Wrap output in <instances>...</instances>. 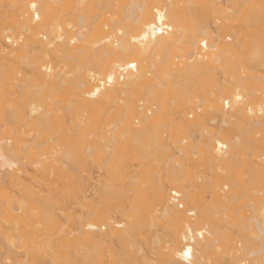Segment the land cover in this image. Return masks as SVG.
<instances>
[{
    "label": "bare ground",
    "instance_id": "obj_1",
    "mask_svg": "<svg viewBox=\"0 0 264 264\" xmlns=\"http://www.w3.org/2000/svg\"><path fill=\"white\" fill-rule=\"evenodd\" d=\"M19 1L22 4L19 5ZM19 1L15 5L10 0H6V4L0 0V8L13 6L14 16L21 18L12 25L11 33L0 31V121L5 126L15 125L12 140L0 133V192L3 190L9 195L6 209L3 208L0 214L9 220L20 214L21 208L12 197L23 182L22 169L28 166L24 160L32 150L37 149L35 154L41 156V160L31 164L36 170L39 167L37 171H45L44 175L57 173V170L60 173L63 169L65 172V168L57 164L59 158L49 156L44 159V150H41L51 146L49 130L52 126L49 123H53L55 116L50 97L53 86L57 87L59 83L67 96L72 94L74 98L66 99L65 116H68L69 124H74L72 132L80 137L78 148L65 144L68 148L63 152L64 159H70L73 152L75 155L78 152L82 163L92 166L100 157L99 153L101 157L107 153L104 162L108 163L114 147L125 146L136 154H144L145 160L148 149H159L164 161H160L164 168L162 165L163 169H159H165V173L157 177L158 181L147 177L143 181L147 183L145 186L133 182L132 179L137 178L135 173L131 174L132 181L127 187H101L100 182L95 181L88 195L85 191L77 199L74 204L77 209L72 207L78 217L71 211L65 214V209H59L60 213L56 214L57 208L54 211L53 206L55 202L59 203L52 196L45 198L40 213L48 226L57 220L59 224L72 221L75 216L81 221H77L78 227L73 230L79 234L75 240L83 237L86 248H91L86 252L85 261L125 264V258L135 260L131 253L135 256L134 253L142 248L132 244L130 247L135 248V252L130 249L129 244L134 243L131 232L148 233L149 246L160 247L164 242L161 241L168 239V232L161 238V233L156 231L158 226L162 227L159 225L162 221V231L170 228L176 234L174 238L169 237L173 241L169 240L165 249L169 253L165 258L170 264H208L211 254L214 258L220 254L218 244L224 239L222 228H235L236 233L235 246L231 250L234 252L228 251L233 255L230 258L226 252L229 259L223 258L225 264H264V100L260 98L262 95L256 96L257 89L264 85L255 81L258 85L253 86L254 82L250 80H254L256 74L244 72L264 68V0H186V10L180 6L181 0ZM179 2V10L183 8V12L178 11ZM61 4H65V15L71 13L74 16L69 15L73 17L68 20L70 22L63 20L59 24L51 16L52 11L60 10ZM191 4L216 10L209 15L191 14L187 26L181 13L188 12ZM96 8L101 9V13H94ZM73 21L75 23H71ZM225 27L234 37L232 43L227 42L229 37L223 36ZM241 29L246 32L240 33ZM24 58L27 61L23 62V67H27L28 74L21 71L28 77L22 76L19 81L15 76L19 71L10 67L17 66L19 61L22 64ZM56 58L65 63L73 62L70 71L55 69L52 65L55 62L50 60ZM72 70L76 74L70 77ZM3 86L10 88V94H17L22 102L12 97L14 100H11L17 103L10 105L1 93ZM170 108L176 109L183 121L181 126L163 121ZM186 110L195 113V117L192 119L193 115L186 114ZM135 121L140 124L137 126ZM212 125L216 127L213 130ZM23 127L31 128L26 133L28 136L33 132L31 138L21 137L25 134ZM99 129L98 133L104 139L99 148L103 151L94 140L95 135H99L95 131ZM7 130L4 133L7 134ZM175 131L184 136L178 137ZM195 135L198 138L187 143L189 138L194 140ZM105 139L110 141L105 143ZM109 142L112 144H107ZM197 153L202 154L201 157ZM196 157L201 159L200 165ZM50 158L52 161L46 162ZM189 166L192 167L189 169ZM55 168L57 170H53ZM155 174L156 177L159 172L155 171ZM198 190L209 195L208 200L213 204H199L198 195L202 193ZM93 196L106 203L105 209L94 212L88 208V200ZM122 199L133 202L130 205L132 211V207L128 210L127 206L122 210L113 209L115 206L111 203ZM99 205L100 202H96V206ZM117 214L131 224L123 223L121 219L116 222L114 215ZM7 236L3 239L6 249L0 251V264H15L18 256L27 254V245L22 241L15 243L19 238L10 237L11 234ZM110 243L127 245L124 248L117 245L115 251L113 245L107 249ZM0 245L4 246L2 242ZM120 248L130 250L119 251ZM20 249L21 252L16 251ZM98 252L99 259L95 260ZM11 255H17L16 259Z\"/></svg>",
    "mask_w": 264,
    "mask_h": 264
},
{
    "label": "rangeland",
    "instance_id": "obj_2",
    "mask_svg": "<svg viewBox=\"0 0 264 264\" xmlns=\"http://www.w3.org/2000/svg\"><path fill=\"white\" fill-rule=\"evenodd\" d=\"M11 2H15L14 4L16 5L18 2L17 1H19V0H10ZM6 2V0H4V3ZM9 1H7V3H8ZM182 2V3H181ZM181 2H179L178 3V11L180 12L181 10H183V8L181 9V7H183L184 5H185V3H188V1H186V0H181ZM182 5H181V4ZM6 4V3H5ZM9 4V3H8ZM20 4H22V3H20V1H19V5ZM179 4H180V9L181 10H179ZM10 5H12L11 3H10ZM62 5H63V8H62ZM65 4H61L58 8H60V10L59 9H57V10H54L55 12H53L52 11V13H50L51 14V16H52V18L54 17L55 19H56V22H58L59 24H62V22L61 21H63V20H65V22H70V21H68V20H73V15L70 13V14H68V16L69 15H72V16H67V15H65L66 13H64V6ZM68 5H70V4H68ZM4 6V5H3ZM8 6V7H7ZM6 7L4 6V7H2V8H0V31L2 30H4V31H8V32H10L11 33V31H12V25L13 24H15V22L17 21V20H19V19H21V18H19L18 19V16H14V15H16V13H15V11H13V6H11V7H9V5H7ZM94 6V5H93ZM96 6V5H95ZM15 7V6H14ZM70 7V6H69ZM12 8V9H11ZM98 8H100V7H98ZM98 8H96L97 10L95 11V9H94V13H97V14H99V13H101V9L100 10H98ZM115 8H117V7H115ZM114 8V9H115ZM209 8L210 7H201V6H197L196 4H191L190 6H188V9L187 10H189L188 12H186L185 10V6H184V13H181L182 15L184 14L185 15V17H184V15H183V18H184V20L185 21H183V23H185L187 26L189 25V17L191 16V14H200V15H202V14H208L209 12L210 13H212V12H214L216 9H214V10H212V8H210V10L211 11H209ZM61 10H63V13L61 12ZM13 11V12H12ZM57 11V12H56ZM68 10H66V12H67ZM61 12V13H60ZM181 12H183V11H181ZM186 12V13H185ZM190 12V13H189ZM14 13V14H13ZM187 14V15H186ZM63 15H64V17H63ZM181 15V16H182ZM209 15V14H208ZM72 17V18H71ZM107 17V16H106ZM63 18V19H62ZM15 19V20H14ZM75 19V18H74ZM76 21V20H75ZM75 21H73V22H71V23H75ZM24 21L22 20V23H23ZM61 22V23H60ZM64 22V23H65ZM184 24V25H185ZM185 25V26H186ZM75 29H76V27H75ZM74 29V30H75ZM223 30H224V33H223V36L224 37H229L230 38V41H228L227 40V42L228 43H232L233 41H234V37H233V35H231V34H229L228 32H227V28L225 27V28H223ZM1 31V32H2ZM72 31H73V29H72ZM245 33L246 31H244V30H242L241 29V31H240V33ZM264 34V33H263ZM14 37L16 36V35H13ZM264 36V35H263ZM263 38V37H262ZM261 38V39H262ZM263 40H264V38H263ZM7 45H9V43H7ZM11 45V44H10ZM12 46V45H11ZM33 55V54H32ZM35 56H37V53L35 54ZM57 59L58 58H56L55 59V61L53 60V59H51L50 61L52 62H55L54 64L52 63V65H54V66H56V68L55 69H57V70H66V71H70V69L72 68L71 67V65L73 64V62H64L62 59L60 60V58L58 59V61H57ZM4 60V59H3ZM21 60V59H20ZM18 61H19V59H18ZM17 61V62H18ZM24 61H27L25 58L24 59H22L21 60V62H22V64L20 63V61L18 62L19 64L15 67V66H13L15 63H16V61H15V63L14 62H12V63H14L13 65H11V66H13V68L12 67H10V69H13L15 72H18V73H16L15 74V76H16V79L18 78H20V79H23L22 78V76L23 77H28V76H25L26 74H24V73H27L28 74V69H27V67L26 68H24L23 66H25V65H23V62ZM60 61V62H59ZM57 62V63H56ZM11 63V62H10ZM11 63V64H12ZM60 63V64H59ZM71 63V64H70ZM62 65V66H61ZM69 65V66H68ZM19 66H21V67H19ZM62 68H61V67ZM23 67V69H21ZM20 70H19V69ZM6 69H7V67H6ZM5 69V70H6ZM17 71H16V70ZM24 69L26 70V71H24ZM246 69V68H245ZM262 69H264V68H261V69H258V70H244V72L245 73H247V75L248 74H250V75H254V74H256L255 75V77H254V80L253 79H251L250 81L251 82H254V85L253 86H255V85H258V84H261V83H263V84H261V85H264V82L262 81V82H260V80L261 79H263L264 80V70H262ZM13 70H11V71H13ZM21 70H23V72L21 71ZM13 71V72H14ZM70 73H72V74H69V76L70 77H73L76 73H75V71H71ZM258 75H259V77H258ZM68 76V77H69ZM260 76H261V78H260ZM69 77V78H70ZM263 77V78H262ZM255 78H258V79H255ZM20 79H19V81H20ZM258 82V84H256V82ZM260 82V83H259ZM12 83H14V82H12ZM62 84H60V86H59V83L57 84V87H56V85L55 86H53V94H52V96L50 97V101H52V103L51 104H53V106H52V109H53V116H55L54 117V121H53V123L51 122V123H49L50 124V126H52V127H50L51 129L49 130V132L51 133L50 135H52V138L50 139V145L51 146H49L48 145V148L46 147V146H44L43 147V149H41V150H44L43 152H44V154L42 155L43 157H44V159H45V157H47V158H49V156L51 157V158H53L54 157V159L55 158H59V160H58V163L57 164H60L63 168H65V172H63L64 171V169H63V171L62 172H60L59 173V170H57L56 168L55 169H53V170H57L58 172L57 173H54L53 171V173H54V175H53V173H51L50 175L48 174V173H46V175L48 176H46V175H44L45 174V171H44V173H42L40 170L39 171H37L38 170V168H37V170L35 169L36 167H32L33 165H31L32 163H34V162H36V161H34V160H38V159H40L41 158V156L40 157H38V155H36L35 153H37V149H34V150H32V153H30L29 154V156L27 157V159L26 160H24V161H26V166H27V168L26 167H23V169H22V171H23V174L21 175V176H23V182L19 185V187H18V192L16 193V194H13V197H12V200H16L17 201V203L16 204H18L19 205V207L21 208V210H20V214L18 215V217L16 218V219H14V220H9V219H7L3 214H0V242H2L3 244H4V246L2 247L1 245H0V251H3L4 249H6L5 247H6V243L4 242V237H6L7 235L9 236V234H11V236L10 237H15V238H19V240L18 239H13V240H15V243L16 242H18V241H22L23 243H24V245H27V250H26V255H23V254H21L20 256H18L17 257V255H14V257L16 256L17 257V259H16V257H15V261H17L15 264H85L86 262V264H88V262L90 261L91 263H92V260H86L85 261V258L84 257H86V252L87 251H89L90 249H88V248H86V246H87V243L85 242V241H83L82 240V238L83 237H81V239H79V240H75V239H78V237H76V232H75V230H73V228L74 229H76V227H78V222L80 223L81 221L80 220H77L78 218V213L77 214H75V210H73L75 207V203H76V201H77V199H80V196H82V194H83V192L85 193V191H86V194L85 195H88V191H90L91 190V188L93 187V183H95V181H98V182H100V186L101 187H103L104 185H109V186H126L127 187V184H128V182L129 183H131V181L133 180V182L137 185H140V184H142L143 183V181L144 180H147V177H150L149 179H153V177L154 178H157L159 175H160V177H161V174H164L165 173V169L164 170H162V171H164V172H162L160 169H163L164 168V163L162 164V163H160V161L161 162H164L162 159H163V156L161 157L160 155V153H161V151L159 150V149H155V148H152L150 151H149V149L147 150L148 151V155H147V157H148V159L147 160H145L144 159V154L142 155V154H136V153H134L133 151H130V150H128L127 148L125 149L124 147H122V148H124V149H122L121 148V146H116V149H115V147H114V149L112 150V152H111V160L108 162V163H106V162H104L105 160H106V158H107V153H106V155L105 154H103L105 157H101V153H99V155H100V157L92 164V166H90L89 164H87V163H85V162H83L82 163V161H81V159H80V155H79V153L77 154L76 153V155L74 154L75 152H73V154H72V156L73 157H70V159H64L63 158V152H64V150H65V148H68V147H66V145H72L73 144V146L74 147H76V148H78V144H79V141H80V137L78 138V136L75 134V133H73L72 132V127H73V125L74 124H69L68 122H67V120H68V116H65V113H66V111H65V107H66V99H69V98H71V100H73L72 99V94L70 95V96H67V94H66V92H65V89L63 88V89H61L62 88V86H61ZM260 85V86H261ZM59 86V87H58ZM3 87H5V86H3ZM257 87V86H256ZM256 87H254V88H256ZM6 88H8V87H5L4 89H2L3 90V92L1 91V93H4V94H2L4 97H6V101H8V103L10 104V105H14L15 103H17V102H20L21 100L17 97V94L16 95H13V93L12 94H10L11 92H12V90L10 89V88H8L7 90H6ZM258 88V87H257ZM11 91H10V90ZM5 91V92H4ZM9 92V93H6V92ZM76 91V90H75ZM257 91L258 92H256L257 93V95L256 96H261L262 95V97H260V98H262L263 100H264V86H262V88H259V89H257ZM73 93V92H72ZM75 93V92H74ZM73 93V94H74ZM15 94V93H14ZM12 95V96H11ZM10 96V97H9ZM15 96V97H14ZM12 97L13 98H15L16 100L15 101H17V102H15V101H12V100H14V99H12ZM17 98L20 100H17ZM12 99V100H11ZM10 101V102H9ZM22 102V101H21ZM8 104V105H9ZM9 105V106H10ZM9 106H6V107H9ZM25 109V108H24ZM186 112V114L187 113H189V115H193L192 116V119L195 117V113H193V112H189L188 110H186L185 111ZM166 115H164V117H165V119L163 120V121H166V122H172L171 124L172 125H175V124H178L177 126L179 127V126H181L182 124H183V121H181L180 120V117L176 114V109L175 108H170V109H167V111H166ZM186 117H188V116H186ZM192 119H190V120H192ZM136 123H137V121H135ZM173 122H175V124L173 123ZM182 122V123H181ZM22 124V122L21 123H19V125H21ZM51 124H53V125H51ZM140 124V122H138L136 125L138 126ZM215 124V123H214ZM4 122H2V121H0V133H1V135H3V137L4 138H11V140H12V137L14 136V133H13V130L12 129H14L15 130V127L13 128V126H15V125H13V124H8V125H4ZM12 125V126H11ZM102 125V124H101ZM100 125V126H101ZM216 125V124H215ZM215 125H212V126H210L211 127V129L213 130V129H215L216 127H215ZM9 126V127H8ZM99 126V125H98ZM217 126V125H216ZM6 127V128H5ZM8 127V128H7ZM10 127H12L11 129H10ZM17 127V126H16ZM6 129H9V130H7V134L6 133H4V131L6 132ZM23 129H24V135L23 136H21V137H25V138H31L32 136H30V135H32L31 133H33V132H31V133H29L28 134V136L26 135V133H28L30 130H31V128H25V127H23ZM22 129V130H23ZM10 130H12V131H10ZM28 130V131H27ZM52 130V131H51ZM66 130H68V132L66 131ZM3 131V132H2ZM98 132H100V129L99 130H96L95 131V133L97 134ZM176 133H178V137H182V136H184L183 134L181 135V133L180 132H177V131H175ZM174 132V133H175ZM3 133V134H2ZM175 133V135H176V137H177V134ZM180 133V134H179ZM49 134V133H48ZM99 134V133H98ZM54 135V136H53ZM100 135V134H99ZM96 136L95 135V143L97 142V144H95L96 146H98V148H99V145L101 146V144L103 145L104 143H103V136L102 135H100V136ZM20 137V136H19ZM20 137V138H21ZM94 137V136H93ZM90 138V137H89ZM96 138H97V140H96ZM100 138L102 139L101 141H100ZM193 138V137H192ZM192 138H189L190 140L189 141H187V143L188 142H190L191 140H192V142L193 141H195L198 137H197V135H195L194 136V140L192 139ZM108 139V138H107ZM107 139H105V143L106 142H108V141H110V140H107ZM181 139V138H180ZM51 140H52V142H51ZM66 141H68V142H66ZM99 141H100V143H99ZM51 143H53V144H51ZM67 143V144H66ZM66 144V145H65ZM107 144H109V145H111L110 144V142L109 143H107ZM53 146V147H52ZM49 147L51 148V149H49ZM110 147H113V146H110ZM44 148H46V149H44ZM103 148V147H102ZM121 148V149H120ZM99 149H101V147L99 148ZM199 150V149H198ZM197 150V151H198ZM54 151H59L60 153H58L57 155H55V153H54ZM97 151H98V149H97ZM101 151H103L102 149H101ZM101 151H99V152H101ZM196 151V150H195ZM196 151V152H197ZM53 153V154H52ZM102 153H104V152H102ZM146 153V152H145ZM198 155H199V157H201V155H200V153H197ZM102 155V156H103ZM198 155H196V156H198ZM96 156H98V155H96ZM146 157V158H147ZM199 157H196L198 160L196 161L197 162V164H199V161L201 160ZM50 158V160H46V162H50V161H52V159ZM162 158V159H161ZM43 159V158H42ZM43 159V160H44ZM53 159V160H54ZM27 160L29 161L28 163H27ZM41 160V159H40ZM23 161V162H24ZM32 161V162H31ZM22 162V163H23ZM31 162V163H30ZM149 162V163H148ZM30 163V164H29ZM23 164H25V163H23ZM162 165H163V168H162ZM200 165V164H199ZM54 167H57L58 168V166L57 165H54ZM157 167V168H156ZM192 166H189L188 168L190 169ZM33 168V169H32ZM154 169V171H153V169ZM160 168V169H159ZM200 169L202 168V167H199ZM25 169H26V171H25ZM35 169V170H34ZM30 170V171H29ZM35 172V173H33V171ZM157 170H159V171H157ZM155 171H156V173L158 174V172H159V174L155 177ZM38 172V173H37ZM40 172V173H39ZM56 172V171H55ZM137 172V173H136ZM150 172H152L151 173V175H149V173ZM132 173H135L136 174V177L137 178H135V180L134 179H132V180H130V177H131V174ZM51 175H53V176H51ZM130 175V176H129ZM133 175V174H132ZM138 175V176H137ZM149 175V176H148ZM20 176V177H21ZM54 176H55V178H56V176H57V179H55L54 178ZM89 176V177H88ZM129 176V177H128ZM53 178H54V180H53ZM22 179V178H21ZM162 179V178H161ZM129 180V181H128ZM155 180V179H154ZM156 181H158V178H157V180ZM120 182V183H119ZM126 182V183H125ZM138 182V183H137ZM122 183V184H121ZM115 184V185H114ZM147 184V183H146ZM146 184H144L143 183V185L145 186ZM137 185V186H138ZM128 186H129V184H128ZM135 186V185H134ZM97 189L98 188H96V191H97ZM202 192H203V190L202 189H200ZM200 190H198L199 191V193L201 194L202 192L200 191ZM5 191V190H4ZM204 194H205V196H204ZM202 195H203V197H205L204 199H203V197H202ZM48 196L50 197V196H52L51 198L53 199H56V201L59 203V204H57L56 202L54 203V202H52V203H54L55 204V207L53 206V210L55 211V208H57L56 210L58 211L59 209L61 210V209H65L64 210V212H65V214L66 213H68V214H70V211L71 212H73V214H75V215H77V217L75 216L74 218L75 219H73V220H76V222H74L73 220L71 221L70 219H69V221L68 220H65V223H63V222H61V221H63V219L66 217L65 215H63V212H62V215L64 216L63 217V219H61V223H63V224H59V222H58V220H57V223H53V225H50V226H48L47 224H46V219L41 215V213H40V211H41V207L44 205H42V202L45 200V198H48ZM209 195H207L205 192L204 193H202L200 196L198 195V201H199V204H204V205H212V204H210V202H212L211 200H208L209 199V197H208ZM7 199H9V195L7 194V192H6V194L3 192V190L0 192V208H2V209H0V211L1 210H3V208H5L6 209V201H7ZM53 199V200H54ZM200 199H201V202H200ZM50 200V198L49 199H47V202ZM205 200V201H204ZM124 201H126V200H124V199H122L121 201H118V202H112L111 204H112V206H115L113 209L114 210H116V209H125L126 208V206H127V208H128V210H129V208L130 207H132V208H130L131 210L130 211H132L133 210V206H130V205H132V203L130 204L129 203V201L127 202H124ZM208 201V202H207ZM210 201V202H209ZM96 202H100V205L99 206H96ZM3 203H4V205H3ZM9 203V202H8ZM44 203H46V201H44ZM127 203H129V207H128V205H127ZM206 203V204H205ZM208 203V204H207ZM48 204V203H47ZM53 204V205H54ZM57 204V205H56ZM2 205V206H1ZM73 205V206H72ZM88 208L89 209H94V212H96V211H98V210H101V209H105V207H106V203H102L101 202V200L99 199V198H97L96 196H93V197H91L89 200H88ZM118 205H119V207H118ZM45 206V205H44ZM121 206V207H120ZM70 207V208H69ZM72 207H74V208H72ZM125 207V208H124ZM211 207V206H210ZM68 209V210H67ZM72 209V210H71ZM75 209H77V208H75ZM121 209V210H122ZM62 211V210H61ZM67 211V212H66ZM117 211V210H116ZM4 212V211H3ZM77 212V211H76ZM1 213V212H0ZM60 212L58 211V212H56V214H59ZM130 213V212H129ZM213 213V212H212ZM212 213H210V215L212 216ZM68 214H67V217H68ZM58 216H60V215H58ZM70 216V215H69ZM115 216V218H114V220H116V222H118V221H120V219L122 220V217L120 216V214L118 215H114ZM62 217V216H61ZM60 217V218H61ZM71 217H73V216H71ZM213 217V216H212ZM56 218H59V217H57L56 216ZM70 218V217H69ZM77 218V219H76ZM82 218L83 217H80L79 219H81L82 220ZM131 218V221L133 220V218L132 217H130ZM66 219V218H65ZM214 219V218H213ZM113 220V221H114ZM128 220H129V218H128ZM78 221V222H77ZM84 221V220H83ZM123 223H129V224H131L130 223V221L128 222L127 221V219H125V218H123ZM112 222V221H111ZM77 225H76V224ZM82 223H84V222H82ZM158 223V222H157ZM164 223V222H163ZM162 223V221L160 222L159 221V225L161 224L162 225V227H163V224ZM221 226V225H220ZM162 227L161 226H158L156 229V231H158V233L160 234L159 236L162 238V236H164L165 234H166V232H168V236H167V240L166 239H163L161 242H163L162 244H160V247L159 246H155L154 248L152 247V246H149V245H151L150 244V242H149V240H151L150 239V237L148 238L149 240H148V242H147V238H146V236L148 235V233L146 234V233H144V231H142V232H140V231H138V230H134L133 232H131L132 234H133V236L131 237V240H133L134 241V243H130L129 244V247L133 244L134 246L135 245H140V248H142V250H140L139 252H135V248H133L132 247V249H131V247H130V249L132 250V251H134L135 253V256L133 255V252L131 253V252H129V253H131V254H128V255H131V256H133V257H131V256H129L128 257V259L129 260H131L130 259V257L131 258H135V260H136V262H135V260L133 259V260H131V261H128L126 258H125V264L128 262V264H129V262H131L132 264H152L153 263V261H154V263L153 264H170L168 261H167V259L165 258V257H167V256H169V253H166V251H165V249H166V247H168L169 246V244H170V241H173V239L171 240V238H169V237H172V238H174V237H176V234H175V232H173V230L172 229H170L169 228V231H171V232H169V231H166V230H164V231H162ZM223 229V230H222ZM221 230V233L223 234V236H224V239H222V242H221V240H220V242H219V244L218 245H220L221 247H220V251H218V252H220V254H217L218 255V257H219V255H223V256H221V257H219V259H218V257L216 258H214V254L212 255L211 254V256H209V257H211L210 259L212 260V259H214V261H211L210 259H208L207 260V262H208V264H217V261L219 260V261H221L220 262V264H225L226 263V258H228L229 259V257L231 256L232 257V255H233V253L231 254V253H229L228 251H230V252H234V251H231L232 250V248H233V246H235V241H234V239H235V236H236V233H235V231H234V229L235 228H233V230H232V228L231 229H228V228H226V229H224V228H222ZM226 230V231H225ZM230 230V231H229ZM74 231V232H73ZM105 231H107V230H105ZM103 232V233H106V232ZM232 232V234H231V236L229 237V235H230V233ZM164 232H165V234H164ZM228 232V233H227ZM157 233V232H156ZM172 234V236H171V234ZM67 234V235H66ZM150 234V233H149ZM6 235V236H5ZM79 235V234H78ZM77 235V236H78ZM228 235V236H227ZM7 236V237H8ZM149 236H151V235H149ZM233 236V237H232ZM65 238V240L63 239V238ZM76 237V238H75ZM80 237V236H79ZM148 237V236H147ZM229 237V238H228ZM133 238V239H132ZM146 238V239H145ZM227 241H229L230 240V242H227ZM60 240V241H59ZM170 240V241H169ZM233 240V241H232ZM143 241L145 242V245H144V243H143ZM232 241V242H231ZM132 242V241H131ZM167 242V243H166ZM112 243H115V242H112ZM112 243H110L109 245L110 246H108L107 247V249L109 248V247H113L114 246V248L115 247H117V245H118V243H116V246L114 245V244H112ZM146 243H147V245H146ZM228 243V244H227ZM233 243V244H232ZM63 244V245H62ZM165 244V245H164ZM113 245V246H112ZM127 244H125V246H126ZM165 246V248H163L164 246ZM231 245H232V247H231ZM107 246V245H106ZM119 247H121V248H124V247H122L121 245H118ZM147 246H149V247H147ZM163 246V247H162ZM119 247H118V249H119ZM128 247V246H127ZM161 247H162V249H161ZM230 247H231V249H230ZM120 248V250L119 251H124L125 249H121ZM148 248V249H147ZM159 248V249H158ZM106 249V250H107ZM112 249V248H111ZM129 249V250H130ZM152 249V250H151ZM155 249V250H154ZM163 249H164V251H163ZM230 249V250H229ZM113 250V249H112ZM115 251H116V248L114 249ZM128 249H126V251H129ZM161 250V251H160ZM234 250V249H233ZM17 252H21L22 250L20 249V250H16ZM119 251H117V252H119ZM148 251V252H147ZM152 251V252H151ZM157 251H159V253L160 254H158L157 255V253L156 252ZM225 252V254H224V252ZM4 252V251H3ZM113 251H111V253H112ZM154 252V253H153ZM163 252V253H162ZM226 252H227V254L229 255V257H227L228 255L226 254ZM114 253V252H113ZM128 253V252H127ZM126 253V254H127ZM144 253V254H143ZM148 253V254H147ZM150 253V254H149ZM153 253V254H152ZM166 255H165V254ZM99 254V252L98 253H96L95 254V256L96 255H98ZM163 254V255H162ZM151 255V256H150ZM165 255V256H164ZM227 255V256H226ZM6 255H4L3 257H5ZM12 256V255H11ZM94 256V257H95ZM161 258H160V257ZM163 256H164V258H163ZM13 257V256H12ZM14 257L12 258V259H14ZM98 257V258H97ZM154 257L156 258V261L155 260H153L154 259ZM158 257V258H157ZM230 257V258H231ZM141 258V259H140ZM168 258V257H167ZM223 258H225L224 260V262H223ZM83 259H84V262H83ZM96 259H99V256H96L95 257V260ZM216 259H217V261H216ZM80 260H81V263H80ZM161 260H163V261H161ZM165 260L168 262V263H166L165 262ZM209 260H210V262H209ZM9 261H11V258H10V260ZM98 262L96 263V261L94 262L93 261V263L92 264H100L99 262H100V260H97ZM124 261H123V263H124ZM134 261V262H133ZM218 261V262H219ZM6 262V261H5ZM90 262H89V264H90ZM158 262V263H157ZM214 262V263H213ZM130 263V264H131ZM6 264V263H5ZM10 264H12L11 262H10ZM219 264V263H218Z\"/></svg>",
    "mask_w": 264,
    "mask_h": 264
},
{
    "label": "built area",
    "instance_id": "obj_3",
    "mask_svg": "<svg viewBox=\"0 0 264 264\" xmlns=\"http://www.w3.org/2000/svg\"><path fill=\"white\" fill-rule=\"evenodd\" d=\"M176 198V197H175Z\"/></svg>",
    "mask_w": 264,
    "mask_h": 264
}]
</instances>
